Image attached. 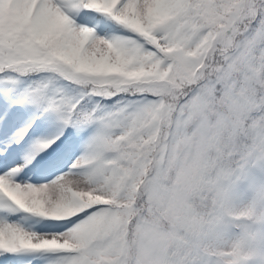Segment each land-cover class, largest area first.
Masks as SVG:
<instances>
[{
  "label": "snow or ice",
  "instance_id": "obj_1",
  "mask_svg": "<svg viewBox=\"0 0 264 264\" xmlns=\"http://www.w3.org/2000/svg\"><path fill=\"white\" fill-rule=\"evenodd\" d=\"M21 253L264 257V0H0V264Z\"/></svg>",
  "mask_w": 264,
  "mask_h": 264
},
{
  "label": "rangeland",
  "instance_id": "obj_2",
  "mask_svg": "<svg viewBox=\"0 0 264 264\" xmlns=\"http://www.w3.org/2000/svg\"><path fill=\"white\" fill-rule=\"evenodd\" d=\"M79 154V152H77V155ZM50 170H55L54 168H52V167H50L49 169H48V171H47V173L46 174H48V172L50 171ZM68 169H67V167L63 170V171H67ZM29 174V172H27L26 171V174H24L23 175V177H26L27 175ZM61 174V172L60 173H58V174H56L54 177H53V179H55L57 176H59ZM52 179V180H53ZM51 180H49V181H47V182H50ZM46 183V182H45ZM248 198L247 197H245V200H247ZM34 219V217H30L27 221H26V223H25V227H27L28 229H30V230H33V231H36V232H38V233H41V231L38 229V228H35V226H33L32 224H28L27 222L28 221H31V220H33ZM43 218H40L39 220H42ZM261 264H264V257L262 258V261H261Z\"/></svg>",
  "mask_w": 264,
  "mask_h": 264
},
{
  "label": "trees",
  "instance_id": "obj_3",
  "mask_svg": "<svg viewBox=\"0 0 264 264\" xmlns=\"http://www.w3.org/2000/svg\"><path fill=\"white\" fill-rule=\"evenodd\" d=\"M250 193L246 196L247 198H250ZM44 221H48L49 222V224H50V226H54V225H59V224H61V223H63V222H56V221H49V220H44ZM43 223H45V222H43ZM61 229H63V228H60V227H58V230H61ZM33 254H36V255H38V256H42V255H48V254H45V253H33ZM42 254V255H41ZM263 258V257H262ZM262 258H259V259H257L256 261H254V264H261V261H262Z\"/></svg>",
  "mask_w": 264,
  "mask_h": 264
}]
</instances>
